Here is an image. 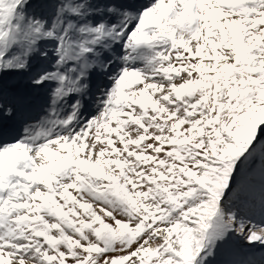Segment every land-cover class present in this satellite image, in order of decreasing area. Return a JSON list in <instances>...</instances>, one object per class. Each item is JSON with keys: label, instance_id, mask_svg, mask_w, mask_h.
Returning <instances> with one entry per match:
<instances>
[{"label": "snow or ice", "instance_id": "1", "mask_svg": "<svg viewBox=\"0 0 264 264\" xmlns=\"http://www.w3.org/2000/svg\"><path fill=\"white\" fill-rule=\"evenodd\" d=\"M0 264H264V0H0Z\"/></svg>", "mask_w": 264, "mask_h": 264}]
</instances>
